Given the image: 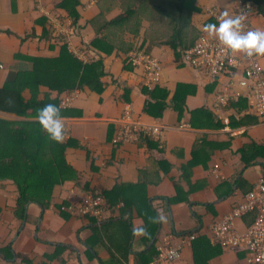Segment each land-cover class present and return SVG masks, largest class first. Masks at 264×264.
Returning a JSON list of instances; mask_svg holds the SVG:
<instances>
[{
	"label": "crops",
	"instance_id": "1",
	"mask_svg": "<svg viewBox=\"0 0 264 264\" xmlns=\"http://www.w3.org/2000/svg\"><path fill=\"white\" fill-rule=\"evenodd\" d=\"M60 1L0 0V87L18 71L32 65L18 55L52 57L57 54L58 49L50 51L39 37L43 29L38 21L46 15L56 29L66 30L68 23L73 24L75 29L69 37L65 31L60 32L70 39V51L82 61L102 60L104 90L101 95L74 90L62 96L60 108H75L72 117L59 119L66 128L63 139L72 137L83 148L68 149L67 162L78 177L54 187L53 202L48 208L30 202L25 216H16L14 202L18 189L10 180L0 182V246L12 242L14 255L22 253L33 264L45 262L43 255L54 252L56 246L67 250L49 264H138L139 253L167 242L182 245L180 257L159 264H195L192 250L195 243L196 264H250L245 251L223 249L212 234L213 224L229 214L243 200L246 191L256 187L264 172L261 155L264 120L257 116L246 97L254 82L245 77L243 66L212 78L205 67L194 68L182 58L178 60L161 35V30L166 31L165 24L155 16L140 17L139 25L135 21L136 35L131 34L126 23L108 24L124 15L128 8L136 10L139 3L135 0H80V19L75 24L67 13L55 11ZM249 1L252 11L248 22L263 38L264 0ZM196 5L199 12L192 14V26L202 36L225 44L231 42L233 0H196ZM57 13L65 20L61 21ZM96 37L109 45L110 53L92 46ZM132 41H144V50L160 62L159 78L150 85L144 68L128 62L132 51L126 52ZM263 48L261 39L256 40V57L261 65H264ZM236 54L242 57L239 50ZM155 86L167 93L168 106L160 119L143 112L148 100L143 91ZM178 86L182 90L180 95L184 96L181 115L171 107ZM68 100L70 104H64ZM127 106L132 125L157 127L159 133L155 135L141 128L134 138L114 142L128 124ZM196 109L208 110L223 126L204 128L201 118L196 120L198 126L193 127L190 116ZM0 118L23 119L4 111H0ZM109 133L112 138L107 141ZM147 137L156 146H148ZM250 144L260 149V155L246 162L242 158L243 149ZM88 159L94 162L93 171ZM115 186H123L130 203L134 204L130 214L134 227H139L142 215L152 213L158 219L149 220L146 233L137 232L129 251L128 223L117 220L124 202L109 206L105 199L103 215H87L89 218L68 209L71 205L79 206L90 192L101 193ZM65 199L69 203L62 208L71 214L67 218L57 206ZM242 216L234 219L239 232L248 226ZM108 221L113 222L102 231L101 240H92L88 245L86 241L94 236L91 225ZM16 260V256L8 260L0 257V264H27L15 263Z\"/></svg>",
	"mask_w": 264,
	"mask_h": 264
},
{
	"label": "trees",
	"instance_id": "2",
	"mask_svg": "<svg viewBox=\"0 0 264 264\" xmlns=\"http://www.w3.org/2000/svg\"><path fill=\"white\" fill-rule=\"evenodd\" d=\"M135 1L139 3L136 10L128 8L124 15L108 24L123 25L126 23L128 27L130 26L131 34L136 35L133 29L137 24L139 25L140 17H157L165 24L163 27L166 31L161 30V35L163 34L165 38L164 43L173 49L178 60L182 58L184 51L192 47L202 36L192 26V14L199 12L196 0ZM80 5V0H61L56 5L55 11L67 13V16L75 24L80 19L78 10ZM56 15L59 16L61 21L65 20L62 14L57 13ZM134 22L136 25L133 24ZM38 23L43 29L39 36L40 40L45 42L46 45L48 44L47 48L50 51L55 52L58 49L57 54L52 57H24L18 55L20 59L28 60L32 65L29 69L18 71L0 87V111L23 118L22 120L0 118V182L10 180L16 185L18 198L15 200L14 206L16 216L20 218L25 216L26 206L30 202L48 208L53 202L54 187L67 181L76 180L78 177L77 171L67 162V151L69 148L81 149L83 147L72 137L67 140L63 139L66 129L60 126L59 119L72 117L75 114V108H60L63 94L79 90L80 92L88 91L101 95L104 90L102 77L105 72L102 60H94L95 58L92 57L94 60L92 62L82 61L75 53L70 51L67 37L54 27L51 19L46 15L41 16ZM143 44L144 41L142 43L132 41L128 45L126 53L138 49L144 50ZM92 46L104 53L111 52L109 45L104 44L102 38L99 37H96ZM106 47L107 49H105ZM128 62L131 63L130 60ZM43 88L46 90H43ZM175 91L171 107L181 115L184 96L182 98L180 95L182 90L179 86ZM143 93L148 97L143 112L154 119L162 118L168 106L165 90L155 86L151 90L145 89ZM201 118L203 119L204 128H221L223 126L215 121L214 116H211L208 110L196 109L191 111L190 119L193 127L198 126L196 120ZM111 138L112 135L109 133L107 141H110ZM145 141L150 147L156 146L149 137L145 138ZM243 150L245 151L242 158L245 161L247 160L246 162L260 155V149L258 150L254 144H250L247 149ZM261 155L264 158V150ZM88 164H90L92 171L96 168L93 160L88 159ZM262 176L264 177V172ZM138 187L144 186L139 185ZM101 194L109 206L124 202L117 220L128 223L126 229L128 235L127 249L129 251L137 232L146 233L149 231V220L152 217L156 218V216L152 213H150L151 215H142L140 216L141 224L138 225L139 227H134L135 225L130 221L134 204L130 203L123 186H115L112 190H105ZM68 201L65 199L62 203L57 204L60 211H62V215L66 218L71 214L65 209L63 210L62 207L67 205ZM255 216L256 211H250L242 217L246 225H249ZM87 217L89 218V216ZM92 221H95V219L92 218ZM110 222L93 223L91 229L94 231V236L86 241L87 244L91 245L92 240L100 241L102 231L106 229ZM148 236H150V233H148ZM54 248V252L43 255L46 261L42 264H49V262L60 259L67 250V247L62 246ZM192 250L193 260L196 264L195 243H193ZM0 251V257L3 260L12 259L16 256L15 263L33 264L30 258L22 253L14 255L12 242L4 247L0 246ZM157 254L155 246L152 245L146 251L139 253L136 260L138 264H150L152 261L154 262Z\"/></svg>",
	"mask_w": 264,
	"mask_h": 264
},
{
	"label": "built area",
	"instance_id": "3",
	"mask_svg": "<svg viewBox=\"0 0 264 264\" xmlns=\"http://www.w3.org/2000/svg\"><path fill=\"white\" fill-rule=\"evenodd\" d=\"M233 8L232 41L225 44L219 40L201 36L192 47L184 51L182 59L194 68L205 67L212 78L224 71L243 66L245 77L254 82L246 97L252 102L257 116L264 120V65L259 63L255 49V42L258 39H261L264 45V37L261 38L258 31L248 22L252 11L249 0H233ZM236 50L242 53L241 58L237 56ZM262 50L264 54V48ZM129 55L133 65L144 68L148 85L158 80L160 62L157 58L140 49L132 51ZM64 104L69 105L70 101H65ZM126 108L125 119L128 124L126 123L127 125L116 135L114 142H119L123 138H134L135 132L141 128L155 135L159 133L157 127L143 128L141 125H132L130 107ZM60 126L66 129L63 125L60 124ZM104 203L105 198L101 193L90 192L82 198L79 206L71 205L68 209L82 217L102 216L105 210ZM250 211H256L253 222L243 232L236 231L234 219ZM212 234L218 239L223 249L245 251L248 263L264 264V177L258 180L256 187L247 192L243 200L234 206L229 214L213 224ZM191 238H194V235ZM156 249L158 254L154 264H159L177 260L180 257L182 245H169L163 242L158 244Z\"/></svg>",
	"mask_w": 264,
	"mask_h": 264
},
{
	"label": "rangeland",
	"instance_id": "4",
	"mask_svg": "<svg viewBox=\"0 0 264 264\" xmlns=\"http://www.w3.org/2000/svg\"><path fill=\"white\" fill-rule=\"evenodd\" d=\"M68 24H69V26H66V30H65V28H63V29L61 28L60 30H62L63 33H64V31H65V33H67V34H65V35L69 37V36L72 34V32L74 31L75 28H74V26H73L72 23H68ZM58 30H59V28H58ZM60 30H59V31H60ZM68 37H67V40H68ZM69 40H70V39H69ZM69 40H68V41H69ZM69 43H70V41H69ZM69 46H70V45H69ZM6 60L9 61V57H7Z\"/></svg>",
	"mask_w": 264,
	"mask_h": 264
}]
</instances>
